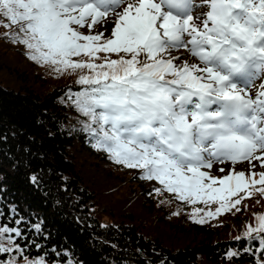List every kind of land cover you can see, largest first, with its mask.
Returning a JSON list of instances; mask_svg holds the SVG:
<instances>
[{
  "label": "snow or ice",
  "instance_id": "6c2138e0",
  "mask_svg": "<svg viewBox=\"0 0 264 264\" xmlns=\"http://www.w3.org/2000/svg\"><path fill=\"white\" fill-rule=\"evenodd\" d=\"M205 6L198 25L193 0H0V16L8 21L0 27H16L6 38L23 45L30 60L58 74L80 73L83 91L69 95L87 118L83 128L97 151L139 170L140 179L157 181L163 186L157 194L173 193L189 205L218 204L215 211L195 208L197 224L239 211L253 189L264 196V171L210 174L217 163L259 161L264 168V88L253 98L241 86L264 74V0H204L199 7ZM113 13L111 35L94 33ZM181 49L183 58L173 55ZM189 54L198 63H189ZM256 221L245 238L264 233V215ZM13 235L23 238L19 228L0 226V254L23 255ZM259 240L258 264H264V237Z\"/></svg>",
  "mask_w": 264,
  "mask_h": 264
},
{
  "label": "trees",
  "instance_id": "16d2710c",
  "mask_svg": "<svg viewBox=\"0 0 264 264\" xmlns=\"http://www.w3.org/2000/svg\"><path fill=\"white\" fill-rule=\"evenodd\" d=\"M0 23L8 21L0 16ZM16 31L0 27V226L22 231L12 239L24 253L0 254V261L258 264L264 233L249 240L244 232L264 215V196L253 192L239 211L194 223L198 206L157 194L163 186L92 146L87 118L69 95L83 91L80 73L58 74L30 60L23 45L6 38Z\"/></svg>",
  "mask_w": 264,
  "mask_h": 264
},
{
  "label": "rangeland",
  "instance_id": "374dc122",
  "mask_svg": "<svg viewBox=\"0 0 264 264\" xmlns=\"http://www.w3.org/2000/svg\"><path fill=\"white\" fill-rule=\"evenodd\" d=\"M198 1L201 2L202 5L204 4V0H198ZM123 6L118 10V12H120L122 10ZM206 11H207V7L206 6L205 7H196V12H195V15L193 17H195V19L200 22V21H202L205 18ZM115 19H116V15H115V13H113L112 15H110L109 17L106 18V20L103 22L102 25H98L97 28L93 30V32L95 33L97 31H102L104 33L105 37L106 36L109 37L111 35V31L114 28ZM82 31L85 34H88V29L85 28V29H82ZM173 55L183 58L186 55V52L183 49H181L179 51H175L174 50L173 51ZM188 62L189 63H198V61L195 58L191 57L190 54H189ZM247 89L252 91L251 95L253 97H255V96H257L256 93L259 92L262 89V86L257 85V88H255V89L254 88L252 89L251 87H248ZM253 166H255V167H253ZM220 168H223L224 171L223 172L219 171ZM233 168L235 169L236 172H241V171L245 172L246 175H249L252 171H255L256 173L264 171V168L260 167V162L259 161H252L251 164H249V162H247L245 164L237 163L235 165H232L230 162H226L224 164H219L218 163L217 166L213 165V168L210 170V174L213 175L214 177H217V178H223L224 176L230 174V170L233 169ZM257 179H259L258 175H257ZM155 182H157V181H155ZM156 185L159 186V187H162V185H160L158 182H157ZM252 191L255 192L254 189ZM121 192L122 191L120 190L118 192V194H120ZM255 193H257V192H255ZM114 197L116 198V196H114ZM172 197L175 200H177V201H179L181 203H185V202H182V201L176 199L175 198V194H172ZM193 206L194 207L198 206V207L204 208L205 211L208 209V206H205V205L199 204V203H197L196 205H193ZM104 220L103 221L105 223H108L107 218H104ZM211 221H212L211 218H209L207 220V222H211ZM256 225H257V221H256V224L255 223L253 224V226L256 227ZM4 246L5 247H9L10 246L8 241H7V239H5V241H4ZM7 254L11 255V253H7ZM7 254H3V255L7 256ZM24 262L26 263L27 261H24Z\"/></svg>",
  "mask_w": 264,
  "mask_h": 264
}]
</instances>
